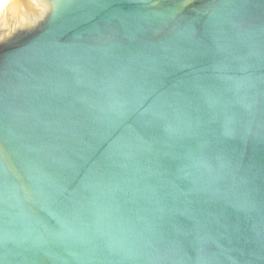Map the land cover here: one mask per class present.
Instances as JSON below:
<instances>
[{
	"label": "water",
	"instance_id": "obj_1",
	"mask_svg": "<svg viewBox=\"0 0 264 264\" xmlns=\"http://www.w3.org/2000/svg\"><path fill=\"white\" fill-rule=\"evenodd\" d=\"M0 264H264V0H10Z\"/></svg>",
	"mask_w": 264,
	"mask_h": 264
},
{
	"label": "bare ground",
	"instance_id": "obj_2",
	"mask_svg": "<svg viewBox=\"0 0 264 264\" xmlns=\"http://www.w3.org/2000/svg\"><path fill=\"white\" fill-rule=\"evenodd\" d=\"M10 0H0V11L6 6Z\"/></svg>",
	"mask_w": 264,
	"mask_h": 264
}]
</instances>
